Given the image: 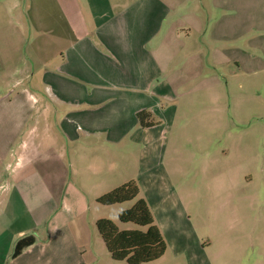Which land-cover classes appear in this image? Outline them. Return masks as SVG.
Masks as SVG:
<instances>
[{
    "label": "crops",
    "instance_id": "0c3cea01",
    "mask_svg": "<svg viewBox=\"0 0 264 264\" xmlns=\"http://www.w3.org/2000/svg\"><path fill=\"white\" fill-rule=\"evenodd\" d=\"M11 29L32 45V64L15 71L5 68ZM223 71H264V0H0V94L21 87L0 95V264H105L94 236L107 218L92 210L129 182L166 246L167 227L178 239L188 207L156 151L169 150L182 93L212 90ZM143 111L161 124L142 127ZM133 151L135 171L122 160ZM189 227L196 243L172 245L177 258L208 264L212 245Z\"/></svg>",
    "mask_w": 264,
    "mask_h": 264
},
{
    "label": "rangeland",
    "instance_id": "374dc122",
    "mask_svg": "<svg viewBox=\"0 0 264 264\" xmlns=\"http://www.w3.org/2000/svg\"><path fill=\"white\" fill-rule=\"evenodd\" d=\"M11 35L12 42L4 47L5 68L15 71L22 68L24 57L32 64V45L22 46L14 40V29ZM19 90L21 87L6 88L0 95L12 98ZM182 94L176 102V121L166 126L171 128L166 136L169 150L156 151L155 156L158 165L176 180L178 193L186 199L188 217L176 219L178 239L173 227H167L170 235H166L165 256L146 264H187L189 253L178 259L179 252L172 245L196 243L190 224L197 228L199 242L212 245L207 251L208 264H264V71L259 75L223 71L212 90ZM122 158L128 160L127 168L138 169V153L133 151ZM149 190L159 191L157 187ZM163 194L169 195L166 188ZM136 201L98 204L93 216L113 221L120 230L139 229L119 219L120 211ZM61 209L54 213L55 221L63 216ZM232 210L236 213L233 221ZM94 237L98 239L96 251L106 255L100 261L106 264L112 258L97 228ZM112 264L128 263L113 260Z\"/></svg>",
    "mask_w": 264,
    "mask_h": 264
},
{
    "label": "trees",
    "instance_id": "16d2710c",
    "mask_svg": "<svg viewBox=\"0 0 264 264\" xmlns=\"http://www.w3.org/2000/svg\"><path fill=\"white\" fill-rule=\"evenodd\" d=\"M138 118L144 128L160 124L149 111L139 113ZM139 194L140 190L136 182H129L102 196L98 202L106 206L122 204L136 201ZM119 219L122 223H133L139 229L120 230L109 219H101L97 223L98 232L114 260L126 261L128 264H146L157 261L165 255L166 242L155 224L148 204L143 199L137 200L131 209L121 212ZM35 242L36 239L33 235L20 239L16 244L12 258L20 256Z\"/></svg>",
    "mask_w": 264,
    "mask_h": 264
}]
</instances>
